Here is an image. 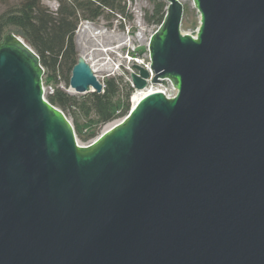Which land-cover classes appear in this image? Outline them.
<instances>
[{
  "label": "water",
  "instance_id": "water-1",
  "mask_svg": "<svg viewBox=\"0 0 264 264\" xmlns=\"http://www.w3.org/2000/svg\"><path fill=\"white\" fill-rule=\"evenodd\" d=\"M165 1L131 85L176 95H144L88 145L33 47L0 43V264H264V0H193L196 36ZM70 86L104 89L83 56Z\"/></svg>",
  "mask_w": 264,
  "mask_h": 264
},
{
  "label": "trees",
  "instance_id": "trees-1",
  "mask_svg": "<svg viewBox=\"0 0 264 264\" xmlns=\"http://www.w3.org/2000/svg\"><path fill=\"white\" fill-rule=\"evenodd\" d=\"M51 1L56 2L55 8L47 5L45 0H0V43L12 32L33 47L45 69L43 81L57 85L49 89L46 98L67 117L71 112L77 135L83 141H90L102 133L105 125L128 114L135 89L123 76L114 75L105 79L102 92L91 91L77 96L58 86L59 78L63 77L66 85H70L73 67L79 59L75 36L82 20L118 17L126 21L132 14L128 0ZM149 1L153 8L145 12V19L158 28L168 3L165 0Z\"/></svg>",
  "mask_w": 264,
  "mask_h": 264
},
{
  "label": "rangeland",
  "instance_id": "rangeland-1",
  "mask_svg": "<svg viewBox=\"0 0 264 264\" xmlns=\"http://www.w3.org/2000/svg\"><path fill=\"white\" fill-rule=\"evenodd\" d=\"M45 3L52 8L57 6L55 1L45 0ZM183 4L182 32L196 36L200 26V12L193 0H183ZM128 7L132 14L131 19L125 21L119 20L117 17L108 20L106 17H102L96 21L82 20L76 31L75 41L79 57L86 56V60L91 64L97 78L103 84L107 77L114 75H121L125 80L131 82V73L134 71L133 65L136 61H139L143 66H150L151 63L148 50L143 55H139L135 52V48L149 44L151 35L157 30L156 25L145 19V12L152 10L153 4L149 0H128ZM59 79L58 86L66 88L71 94L82 96L91 92L78 93L72 90L70 85H66L63 77ZM55 86H57L55 83L46 84L44 82L45 93ZM147 87L159 88L166 91L167 94H173L177 90L170 81H167L166 84L149 82ZM131 104H133V98ZM68 118L73 123L71 112L68 113ZM80 120L82 123L84 122L82 116H80ZM108 125H105L101 132ZM77 137L80 145H88L94 140L83 141L78 135Z\"/></svg>",
  "mask_w": 264,
  "mask_h": 264
},
{
  "label": "bare ground",
  "instance_id": "bare-ground-1",
  "mask_svg": "<svg viewBox=\"0 0 264 264\" xmlns=\"http://www.w3.org/2000/svg\"><path fill=\"white\" fill-rule=\"evenodd\" d=\"M83 57L85 59H87L85 55H83ZM138 63H139V61H138ZM155 91H162V90L159 88L158 89H151L149 87H147L143 90H137V92H135L133 94V97H132L133 98V104L135 105L144 95H147L148 93L155 92Z\"/></svg>",
  "mask_w": 264,
  "mask_h": 264
},
{
  "label": "built area",
  "instance_id": "built-area-1",
  "mask_svg": "<svg viewBox=\"0 0 264 264\" xmlns=\"http://www.w3.org/2000/svg\"><path fill=\"white\" fill-rule=\"evenodd\" d=\"M147 67H149V66H147ZM72 89V88H71ZM165 92V94L168 96V97H173V96H175L176 95V93H177V90H176V92L175 93H173V94H167L166 93V91H164ZM46 95V94H45Z\"/></svg>",
  "mask_w": 264,
  "mask_h": 264
}]
</instances>
